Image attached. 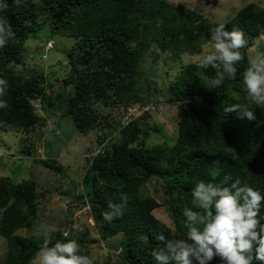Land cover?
I'll return each instance as SVG.
<instances>
[{
    "label": "trees",
    "instance_id": "trees-1",
    "mask_svg": "<svg viewBox=\"0 0 264 264\" xmlns=\"http://www.w3.org/2000/svg\"><path fill=\"white\" fill-rule=\"evenodd\" d=\"M6 3L7 8L0 10V21L11 25L15 35L0 48V78L9 82L3 97L8 107L0 108V131L15 128L30 134L45 125L51 115L46 109L56 105L65 109L82 134L96 127H109L96 136V147L92 150L99 148L98 152L91 158L84 156L86 169L81 188L70 199L75 208L87 206L84 214L91 216L102 241L119 233L123 235L113 245L120 260L100 264H157L151 253L163 245L154 237L159 232L166 238L183 232V210L192 207V189L201 180L212 181L217 168L220 176L214 182L218 183L223 175H231L233 180L239 178L242 184L264 195V108L251 105L256 115L254 121L224 111L233 104L247 103L242 73L250 59L248 48L254 39L264 36V7L248 2L223 23L226 30L236 27L243 31L248 41L241 49L244 59L236 65L235 79L225 78L219 87L210 90L207 82L222 71L221 66L199 68L197 61L180 67L169 85L167 98L176 102L180 111L177 139L171 145L164 141L147 147L139 138L148 131L141 123L149 110L121 126L120 119L107 123L96 105L125 109L135 100L148 104L137 87L139 77L144 74L140 69L142 58L149 51L154 54L156 48L170 52L174 58L182 53H200L202 46L210 42V31L220 23L197 9L167 0H20L19 3L6 0ZM41 19L49 23L51 32L76 39L67 52L68 74L61 81L63 88L70 86V89L57 92L54 98L48 92L51 84L45 83L43 74L31 68L24 75L16 69L27 66L24 44L40 26ZM155 53L152 61L158 57ZM32 147L26 146V154L31 153ZM35 160L53 170L60 169L53 160ZM151 179L162 181V203L145 192ZM59 189L60 193L67 192ZM40 196L36 181L14 183L10 177L0 176V235L7 241L1 264H30L36 257L45 239L39 241L15 232L33 225ZM110 202L123 204V216L109 223L101 214L109 210ZM162 205L174 228L153 213ZM260 217L264 223V201ZM86 237L85 232L67 236L56 231L49 240L52 244L76 240L81 254L86 255ZM211 264H220L219 258Z\"/></svg>",
    "mask_w": 264,
    "mask_h": 264
},
{
    "label": "rangeland",
    "instance_id": "rangeland-1",
    "mask_svg": "<svg viewBox=\"0 0 264 264\" xmlns=\"http://www.w3.org/2000/svg\"><path fill=\"white\" fill-rule=\"evenodd\" d=\"M167 1L197 9L204 16L219 23L228 21L240 7L248 2L264 7V0ZM39 21L40 26L30 33L23 49L25 65L30 68L17 66L16 69L24 75L29 74L31 68L43 74L45 83L51 84V86L48 85L50 87L48 92L54 98L57 92L62 90L66 92L65 88L70 89V86L63 88L61 81L68 74L67 52L75 45L76 39L58 32H51L47 21L44 22L42 19ZM48 40L52 41L53 47L44 51ZM211 50L210 41L202 46L200 53H182L178 58H174L170 52H160L156 48L154 54L156 51L158 57L154 61H152L154 54L149 50V54L142 58L140 69L144 71V74L139 77L137 87L141 97L153 106L141 123L144 129H148L139 138L144 145L151 147L164 141L171 145L176 141L180 111L176 102L167 99L170 95L169 85L175 80L182 65L199 61L202 55ZM260 53H264V36L254 39L253 44L248 48L250 59ZM96 106L101 117H106L107 123H114L121 119L124 113L123 107H105L99 104ZM46 110L51 115L46 118L45 125L38 127L30 134L22 133L15 128L0 131V176H8L14 183L34 180L37 183V190L41 193L37 217L33 225L29 228H20L15 234L34 236L40 241L50 239L56 231H61L67 236H79L85 232L88 241L86 255L93 259L94 264H100L105 260L118 262L120 255L113 245L118 244L123 235L119 233L102 241L91 216L84 214L86 206L75 208L74 202H70L74 192L81 188L86 169L85 153L96 147V136L102 131H108L109 127L107 125L102 129L96 127L92 132L82 134L76 130L65 109H60L56 105ZM30 144L33 147L28 155L25 150ZM36 158L53 160L60 169L48 168L36 161ZM59 188H64L67 192L60 193ZM145 192L155 197L157 201L163 202L164 192L160 179H151L147 182ZM153 213L174 228L164 205L154 209ZM6 245V238L0 235V264L5 256ZM30 264H37V258L32 259Z\"/></svg>",
    "mask_w": 264,
    "mask_h": 264
},
{
    "label": "clouds",
    "instance_id": "clouds-1",
    "mask_svg": "<svg viewBox=\"0 0 264 264\" xmlns=\"http://www.w3.org/2000/svg\"><path fill=\"white\" fill-rule=\"evenodd\" d=\"M6 8V0H0V10ZM14 35L11 25L0 21V48ZM210 41L212 50L202 55L197 67H222V71L207 82L211 90L219 87L225 78H236V65L244 59L241 49L248 41L243 31L236 27L226 30L223 23L210 31ZM242 85L247 103L233 104L224 111L254 121L256 115L251 105L264 108V53L249 59L242 73ZM8 87V80L0 78V108L8 107L3 99ZM219 176L220 169L217 168L212 181L201 180L192 189V207L183 210L182 233L166 238L159 232L154 237L163 245L151 253L157 264H193L194 261L195 264H211L216 258L220 264H254V261L264 264V223L260 217L264 195L248 184H242L239 178L233 180L231 175H223L218 183L214 182ZM108 209L101 214L106 222L123 216V204L110 202ZM36 258L37 264H94L89 255L81 254L79 243L73 239L54 244L45 239Z\"/></svg>",
    "mask_w": 264,
    "mask_h": 264
},
{
    "label": "built area",
    "instance_id": "built-area-1",
    "mask_svg": "<svg viewBox=\"0 0 264 264\" xmlns=\"http://www.w3.org/2000/svg\"><path fill=\"white\" fill-rule=\"evenodd\" d=\"M53 47L52 41L48 40L45 43L44 46V51L49 50L50 48ZM43 56H45V54H43ZM153 106H151V104H143L140 101H132L129 105H127V107L124 109V113L121 117V126L127 124L128 122L138 118L139 116H141L144 112H146L147 110H149L150 108H152ZM98 149L95 150H91L87 153H85V158H91L93 155H95L98 152ZM87 209V206L85 207Z\"/></svg>",
    "mask_w": 264,
    "mask_h": 264
}]
</instances>
